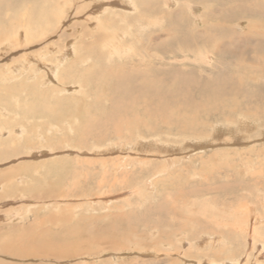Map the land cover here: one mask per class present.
<instances>
[{
	"label": "rangeland",
	"instance_id": "obj_1",
	"mask_svg": "<svg viewBox=\"0 0 264 264\" xmlns=\"http://www.w3.org/2000/svg\"><path fill=\"white\" fill-rule=\"evenodd\" d=\"M97 1L98 0H93L94 4L98 3L96 7L104 3V1ZM182 1L176 0L175 4H178L177 7ZM192 1L195 2L192 5L198 10H196L198 16L203 14L207 21L205 26L195 23L198 29H209V24H217L219 26L218 30L214 31V34L217 35L216 38L213 39L214 41L211 42V40H209L210 42H208L204 48L206 54L212 55L211 60L210 62L202 63L198 61V63H196L195 55L192 56L193 54H188L185 56L186 53L184 54V52L182 53L181 51L178 54L176 52L175 56H169L168 52H166L168 51L166 47L169 42L172 46L174 45L173 38L176 30L174 28V34L172 32L173 29L167 31L169 29V27H167V22H169V20L165 21L162 19L166 24H162L163 26H156V35H159L158 43L163 44L160 46L158 45V47L162 48H158L160 52L159 55H162V59L156 58V60L153 61L155 63L161 62L160 64H155L158 70L156 68H154V70H157L159 73V79L163 80L161 83V85H163L162 87L167 85V89L171 90L170 87H172V90H174V80L182 75H189L188 78L191 77L194 81H196L197 78L202 81H210L213 79L221 80L229 76L227 73H231L235 70L232 65L237 64L240 66L242 63L241 65L243 67L248 69L251 67L253 70L257 65V67H259V64L264 59V36L258 37V34L253 33L255 34V40L253 41V35L248 32V25L253 18L258 21L260 17H262L264 21V0H259L260 2L257 0H253V2L251 0H202L200 3L196 2V0H191V2ZM30 2L34 3L35 1L30 0ZM83 2L85 4H83ZM83 2H80L81 4H79V6L86 8H84L83 12L79 14L78 17L73 16L72 18L69 14V9H67V7L63 9L65 12L62 13L63 16H61L60 20H67L59 24L64 25L65 29H69L67 30V32H69L67 33L68 36H73L74 38L75 35V37H77L75 40L78 45L75 44L68 50L69 56L64 62H61L63 64L60 63L61 65H57L56 72L58 75L54 73L50 76L49 71L47 77V74H45L47 72L45 71H47L48 68L44 67L45 64H52L53 62H55L53 64L59 63V60H57V54H59V52L56 46H54L56 50L53 47L49 49L51 52L48 49L46 51L42 50L41 46L43 44H36L35 46L32 44L23 49L12 48L10 46L3 50L0 49V256L2 255V257H0V264H141L142 262H144V264L152 262L155 264L157 259L163 261V264H172L177 260H180L181 264H207L206 259L213 258H217L214 264H223L220 261L228 262L233 259L238 261V263L243 259L241 264H244V262L245 264H264V256L262 257L261 254L256 251H248L247 257L240 255L234 256L233 258L231 256L232 254L226 255L228 250L223 254L224 252H219L217 247H209V238L201 239V242L198 243L199 245L196 246L193 238L194 233H192V235L186 233L190 239H188L185 233H182L184 239L182 238L183 236L180 237L181 234L173 235V231L178 228V225L188 224V220L184 221L186 219L185 214H188L187 211L191 210L192 213L197 215L202 212L200 211L201 209L203 211L207 210L212 204L215 206L216 215L224 217L228 221L231 219L230 222L238 219V221L241 222L244 217L242 212H250L251 215H259V213L262 215L264 213L262 212L264 208L261 205L263 202L258 204L255 201L257 196L253 197L254 192L255 195H264V171L260 173L263 174L262 177L257 179L258 171L256 173L254 167L252 170L249 169V171L248 169L245 170L244 167V163L257 166L259 162L264 161V100L260 99L257 104H249L246 103L249 101V99H246L248 96L244 98V94H238L235 97L234 95L228 96V98L234 102L237 100L241 106L246 105L248 110H251L248 111L250 112L248 114L244 113L247 115L248 119L244 121L243 119L240 120L238 117L239 122L237 121L235 126L229 124L226 126V123H211L212 125L207 128L208 131L205 135L201 139H198L199 141H204L200 143V145L204 147L202 149L194 148L198 146L196 144L199 142L196 141L197 139L195 137H193V140L192 137H190L187 143H185V141L182 140V135H169L167 134L169 133L168 130L160 126H157V134L153 137H148L146 131L143 129L142 131H137V128L135 131L131 130L130 133L126 128V132L124 131L120 134L115 133V125H111V123H106V125L102 122L107 113V111H105V105L108 106V102H104L107 99L106 95L102 96V103L100 100L99 105L97 107V104L95 105V110L92 108L88 109L87 104L90 103V98L86 100L81 98L87 95L89 96V93L95 91V87H97L93 84H89L85 77L84 80L83 74L85 71H90L93 65L99 67L97 64L100 65V63H98L97 60L94 61L95 59L99 58L100 60L102 56H106L105 50L103 49L97 50V52L95 50L91 55L84 46L81 48L79 46V41H83L81 34L88 28L87 23H96V27L92 30V32L95 33L100 22L104 19L103 16L106 15V13L102 12L103 7L100 9L99 7L96 8L92 3L90 4L93 7L90 6L88 2L91 1L84 0ZM173 3L174 1H172L170 5V8L173 10L170 9L172 12L177 8L173 6ZM92 8H94V10ZM249 8L251 9L248 12L247 10ZM95 9L100 10L99 15H88L90 11L96 12ZM190 12V9H188V12L186 10L187 20L192 23L194 18ZM247 13L251 15L250 18ZM64 16L66 18H64ZM172 16L173 14L170 17ZM210 16L214 17L212 21ZM108 17L111 18L110 15ZM237 19L242 22L241 27L233 28L232 25H229L231 24L229 20L232 21ZM75 21H77L78 25ZM109 21L113 20L109 19ZM179 22L175 23L173 20L171 23L169 22V26L171 27L172 24L175 27L179 24L181 26V22ZM233 22L235 21H232V23ZM253 23L255 22L252 20V24ZM258 23L254 25H259ZM261 24L264 25V22ZM189 25L194 27L193 23ZM71 26H74V28ZM219 30H225L227 34L226 37L230 40V43H227L226 40V45H224L225 43L222 44L224 38H221L220 33H218ZM147 32H143L142 35L147 37ZM148 34H150V32H148ZM176 34H180V31H177ZM55 35L57 36V34ZM55 35L51 38L53 43L56 42ZM59 40L63 41V38H59ZM262 40L263 42H261ZM87 41L89 42V40L86 39V41H83L81 44H86ZM220 46L222 48H220ZM8 48H12L13 50ZM160 50H162V52ZM87 53L88 55L90 54L91 57L87 56ZM132 53L129 55L126 52L124 54L125 56L120 59V61L116 59V55H112V61L114 62L104 64L105 67L107 66L106 70H113L118 64L121 66L122 64L132 63L137 65L136 60L132 57ZM43 55L44 61L40 58V56ZM96 55L97 57H95ZM46 56L48 58H46ZM77 57L89 60L86 62L83 60V62L79 64L76 62ZM26 58L29 63L26 61ZM186 58H189L191 61V58H194L193 60H195V62L188 61ZM40 62L41 64H39ZM81 64L82 67H80ZM114 64L117 65L115 66ZM59 66L63 69L59 68ZM37 67L39 69H37ZM100 68H102V66H100ZM102 69L105 71V68ZM247 71L244 72L245 76L243 75L247 78L244 80L241 79V81L234 79L230 83L234 85L233 87L239 85L240 88H238V92H241L242 89L246 90V92L254 91L253 93L257 95L262 94L264 98V77H254V79L251 80L247 76L249 72L245 74ZM33 72L37 78L34 77L35 75ZM80 72H83L82 76H79ZM256 74L257 72L255 75ZM75 75L80 78H75L78 81H73V79L70 78ZM258 79L263 80L257 82ZM242 80L244 82L246 80V83ZM164 81L166 84H163ZM76 85L78 87H76ZM90 96L92 97V95ZM57 99L63 100V104L55 105L54 101ZM261 101L263 102L262 104H260ZM41 106H43V108L46 107L45 109L47 111L51 110V113L48 112L50 115H47L46 112H44V115H36L31 118L25 115L30 111V108L38 112L37 109ZM85 106L87 110H92L91 114L95 116L102 115L101 122L104 125L100 128V137L88 140L83 147L77 145L72 139L66 141V143L61 139L58 145L53 143L55 138L60 137L61 134L54 132L55 128H50V126L56 123H61V125H63V121H55L56 115L61 113L63 115L69 114L70 120L68 123H72L73 120L79 117V114L86 111L84 110ZM102 108L104 112L101 111ZM252 112L254 115H252ZM122 118L126 117L123 116ZM210 121H213V119L211 118ZM45 122H49L51 125L47 126L44 124ZM30 124H33L36 129H29ZM210 129L211 131L213 129V131L211 132ZM19 130L22 131L19 133ZM68 131V136H73L72 133ZM215 132L217 134H214ZM216 135L219 136L215 137ZM30 136L34 141L33 143L31 142L32 145L25 142ZM101 136L103 140H101ZM233 136L235 138H233ZM161 145L170 146L172 151L168 152L169 150L163 149ZM81 148H83V151ZM151 150L154 154H148ZM162 150L164 152H162ZM79 151L82 152L80 153ZM103 151L105 154L102 153ZM159 151H161V153H159ZM137 153L139 155H137ZM160 154L163 155L161 156ZM142 155H144V157L145 155L148 156L145 157V159H147H143ZM117 156L123 157V159H121L123 163L120 165L119 172L114 174L110 168L112 167L113 160H115ZM167 158L169 160H167ZM140 159L142 161H140ZM166 161L168 163H166ZM115 162L116 163L113 165L117 164V161ZM170 162H173L171 163L172 165ZM163 163L168 164V167L165 168L164 171L161 166H159V164L161 165ZM104 168H106L107 174L111 175V178L105 176L104 178L101 177ZM146 172H149L150 175ZM252 173L253 175H251ZM113 175H115L114 178H112ZM171 178H173V184H169L171 183ZM168 179L169 182L166 181ZM162 181H166L169 186H163L161 184ZM12 182L13 185L11 184ZM31 184H36L35 189L38 188V191L39 189H44V196L40 199V203L34 202L35 200L33 198L31 199L30 194L28 195L26 191L23 192L25 188L26 190H29V188L32 190L34 187ZM261 184L263 185L261 186ZM11 189L12 191H10ZM35 189L32 191L35 192ZM245 198L248 199V201L250 200L247 202L251 205L248 203L246 205L245 202H243ZM203 205L204 209L202 208ZM242 205L243 207H248L247 211L240 210V208H243ZM221 209L223 210L221 211ZM223 211H225V213ZM144 214H146V218L140 221ZM175 216H177V218ZM201 216H198L199 220H202ZM35 217L37 220H35ZM50 217L52 219H50ZM161 217L166 221L163 222L160 220L159 218ZM158 220L160 222H158ZM172 220L176 222L173 223ZM144 222L149 224L147 227L148 234L144 231ZM193 224L195 226V222H193ZM171 227H174L171 230V234L166 233L168 236H163L164 231L167 232ZM196 230L198 231L197 228ZM146 236H148V238ZM173 236H177L176 242H174L176 238L174 239ZM157 237H159L161 241L158 243V247L153 243L154 239ZM28 239H30V242ZM166 242L170 244H165ZM187 242H190L191 246L187 244ZM164 245L166 247L168 246V250ZM193 247L197 249L194 250ZM159 248L160 251L157 252L159 253L157 254L156 249L159 250ZM225 249L227 248L225 247ZM3 250L4 252L10 250L9 252H12L14 255L4 253ZM41 250H43V252ZM216 250L217 253H215ZM60 251H66L70 256H74L71 258L72 261L57 260L58 263H54L52 261L54 260L56 262V260L53 259L52 261L50 260L51 262L48 261V263H45L40 257L35 258L31 256L33 253H46L47 255V253L56 254L60 253ZM165 252L170 254L169 257L167 256L168 258L162 257ZM181 252H189L187 258L184 257L183 260L177 258L176 254ZM21 254H26L25 256L27 257H23ZM117 254L119 258L112 257V255L116 256ZM11 255L16 256L11 257ZM225 257L233 259L228 258V260H223ZM68 258L61 257L63 260H67ZM112 260L115 261L113 262ZM177 262L179 263V261Z\"/></svg>",
	"mask_w": 264,
	"mask_h": 264
},
{
	"label": "bare ground",
	"instance_id": "obj_2",
	"mask_svg": "<svg viewBox=\"0 0 264 264\" xmlns=\"http://www.w3.org/2000/svg\"><path fill=\"white\" fill-rule=\"evenodd\" d=\"M32 1H35V2L31 3L30 0H0V49L3 50L9 46L12 48H22L23 49L24 47L30 46L32 44H34V46L36 44H38V45L43 44L41 46V49L46 51L47 49L49 50L51 47L54 48V46H56V48H58L59 54H57L56 52L55 53L57 54V57H58L57 60H59L58 61L59 63L53 64V63H55V62H53L52 64L50 63V64H45V66L43 65L44 67L48 68V70L45 71V72H47L45 74H47L46 76L48 77L49 71H50V74H49L50 76L53 75L54 73L57 74V72H56L57 65L60 64L61 62H64L68 58V56H69L68 50H70L76 44L75 39L77 37H75V35L73 33L72 34L74 35V38H73V36L72 37L68 36L67 33H69V32H67V30H69V29L68 28L65 29L64 25L59 24L62 21L64 22L65 20H67V19H65V20L61 19L60 20L61 16H63L62 13L65 12V10H63V9L65 7H67V9H69L68 11H69L70 16L73 18V16L78 17L79 14H81L83 12L84 8H86V7L79 6V4H81L80 2H83L84 0H63V1L61 0V2H60V0H32ZM86 1H91V2H88V4L92 3L94 7H96L98 4V3L94 4L93 0H86ZM100 1H104V3H102L98 6L99 9L103 7L102 12H104V13H106V15L107 14L108 15H107V17H106V15L103 16L104 19L100 22L99 27L95 33H93L92 30H94V27H96L95 26L96 23L95 24H94V22L93 23L92 22L87 23L88 28L86 30H84L81 35H82L83 41H86V39H88L89 42L87 41L86 44H81V43H83V41H81V42L79 41V46H80V48L84 46V48L91 55L95 50L97 52V50L103 49V50H105L106 56H104V57L102 56V58L100 60H99V58L95 59L94 61L97 60V62L100 63V65L97 64L99 67H96V65H93V66H91L92 68L90 71H87V72L85 71V73L83 74V79L85 77L88 80L89 84H93L94 86H97V87H95V91H92V92L90 91L91 93H89V94L92 95V97L90 95L89 96L87 95V96H84L81 98H83L84 100L90 98V103L87 104L88 109L92 108L95 110V108L99 105L100 100H101V103L103 102L102 96L106 95L107 99L105 97L106 101H104V102H108V106L105 105V107H106L105 111H107V113H106V116L104 115L105 118H104V120H102V122L104 124L111 123V125L112 124L115 125L116 126V129L114 131L115 133L120 134V133L125 131V128L130 133L131 130L135 131L137 128V131H142V129H143L144 131H146L148 137H153V136H156V134H157V132H156L157 126H160V127H165L168 130L169 133H167V134H169V135L170 134L182 135L181 136L182 140H184L185 143H187V141L190 137H192V140H193V137H195L197 139L196 141H199L198 139H201L205 135V133L208 131L207 128L211 127L210 126V125H212L211 123H215V124L216 123H219V124L220 123H224V124L226 123V126H228L227 124L235 126L236 122L238 121V117L240 118V120L243 119L244 121H247V119H248L247 115L244 113L248 114V113H250L248 111H251V110H248L246 105L241 106L239 101H237V100H235V102H234L233 100L228 98V96L234 95V97H235L238 94L239 95L244 94L243 95L244 98H245V96H248L246 99L247 100L249 99V101L246 103H249V104H255V103L257 104L260 101V99L264 100V98L262 97L263 96L262 94L257 95L256 93H253L254 91L253 92H249V91L246 92V90H243V89L241 90V92H238V88H240L239 85L237 87H233L234 85H232V83H230L234 79L241 81V79L244 80L245 78H247V77H244L245 76L244 72L247 70L248 71L245 74H247L249 72V74H247V76L251 80L254 79V77L255 78L264 77V59L263 60L261 59L262 62L259 64V67H257L258 66L257 65L254 68V70L251 69V67H249L250 69L243 67L241 65L242 63L240 64V66H238L235 63L236 65H232L235 70L232 71L231 73H227V74H229V76H226L225 78H223L221 80L213 79L210 81H202L200 79L198 80V78L196 80V78H195L196 81H194V80H192L191 77L188 78L189 75L188 76L182 75V76H179L178 78H176L174 80V84H173V86H175L174 90H172V87H170L171 90L167 89V85L162 87L163 85H161V83L163 82V80L159 79L160 78V77H158L159 73L157 72L158 68L155 67L159 62L155 63L153 61L156 60V58L160 59L162 56V55H159L160 52H159L158 48L160 49L161 47H158V45L160 46L163 44L158 43V40H159L158 36L159 35H156V33H157L156 26L157 25L163 26L162 24H166L163 22V20H165V21L169 20L170 23L173 20L175 21V23H177L179 21L181 22V26L179 24L176 27L173 24L170 27L169 26L170 23L167 22L168 23L167 27H169V29L167 31L172 30V29L174 30V28H175L176 32L180 31V34H176L175 30L174 31L172 30L173 34L175 32V36L173 38L174 45L172 46V44L170 42L169 43L167 42L168 43L167 47L165 46L166 50H168L166 52H168L169 56L170 55L175 56L176 52L178 54L181 51L182 53L184 52V54L186 53L185 56H187L188 54H190V55L193 54L192 56L195 55V60L197 61L196 63H198V61L205 63V62H210V60H211L212 55L206 54L204 52V48H205L206 44H208V42H210L209 40H211V42L214 41L213 39H215L217 36L216 34H214V31L218 30L219 26L217 24H215V25L209 24V27H210L209 29L208 28H205V29L202 28V30L198 29V26L195 25V23L203 24L205 26L207 24V21L205 20L206 18H204L203 14L202 15L200 14V16H198V14H197L198 12H196V10H197L196 7H194L192 5L195 2H193V1L191 2V0H183V1L181 0L182 3L179 4V6L177 7L178 4L177 5L175 4L176 0H100ZM172 1H174L173 6L177 7V8H175L176 10H174V12H172L173 10L170 8ZM251 1L253 2V0H251ZM257 1H259V0H257ZM97 2H99V0ZM196 2L200 3V2H202V0H196ZM83 4H85V3L83 2ZM90 6H92V5L90 4ZM98 7H96V8H98ZM90 9H91V7H90ZM92 9L94 10V8H92ZM99 9H95L96 12L90 11L88 13V15H97V14L99 15V12H100ZM188 9L191 10L190 13L193 15L194 19L192 20V23H193L194 27L189 25L192 23H190L187 20L186 10L188 12ZM240 9H241V7H240ZM250 9L251 8H249L247 11L249 12ZM261 9H263V8H261ZM231 10H233V9H231ZM172 14H173V16L170 17ZM227 14H229V13H227ZM109 15L111 16V18L108 17ZM84 16H86V15H84ZM212 16H210L211 21L214 18ZM250 16L251 15H249L248 17L250 18ZM64 18H66V17L64 16ZM87 18H88V16H87ZM207 18H208V15H207ZM234 18H235V16H234ZM109 19H112L113 21H109ZM238 20L239 19L232 20V21H235L233 23H232V21L229 20V22L231 23L229 25H232L233 28L234 27H238V28L241 27L242 22H240ZM252 20L255 23L260 22V23H258L259 25H254L255 23L252 24ZM263 22L264 21H263L262 17H260V20H258V21H256L255 18L250 20V23L248 25V32H249V34L253 35V38L255 36V34H253V33L258 34V37L264 36V25L261 24ZM75 23L77 24V21H75ZM66 26H68V25H66ZM72 28H74V26ZM147 31L150 32V34H148ZM73 32H74V30H73ZM143 32H147V37H144V35H142ZM218 33H220L221 38H224V42L222 44H224L226 40H227V43H230V40H228L226 37L227 34H226L225 30H223V31L219 30ZM55 34H57V36ZM54 35L56 36L55 37V39H56L55 43H53V40L51 41V38ZM59 38H63V41H60ZM254 40H255V38L253 39V41ZM261 42H263V40ZM76 45H78V44H76ZM224 45H226V43ZM162 47H164V46H162ZM12 48H8V49H12ZM84 48H83V51H84ZM220 48H222V47L220 46ZM160 51L162 52V50H160ZM126 52L129 55H130V53L133 52L132 53L133 55L132 54L131 55H132V57H134L133 59L136 60L137 65H134L132 62H131L132 64H122V66L119 64L118 65L116 64L117 65L116 66L114 64L116 66L115 69L106 70L107 66L105 67L104 64H110L111 62H114V61H112V55H114V56L116 55L117 56L116 59H119V61H120V59H122L125 56L124 54ZM40 53H41V51H40ZM90 54L88 55V53H87V56L91 57ZM44 55L40 56V58L43 61H44V59H43ZM95 57H97V55ZM126 57H128V56H126ZM46 58H48V57L46 56ZM93 58H94V56H93ZM191 59H192V61L195 62V60H193L194 58H191ZM74 60H76V59H74ZM83 60L86 62L89 59L85 60V59L77 57L76 62L80 64L81 62H83ZM187 60L191 61L189 58ZM26 61L29 63L27 58H26ZM129 61H130V58H129ZM22 62H23V60H22ZM35 63H36V61H35ZM39 64H41V62ZM61 64H63V63H61ZM22 65H23V63H22ZM163 65H165V64H163ZM34 66H35V64H34ZM87 66H86V68H87ZM100 66H102V68H105V71L102 68H100ZM253 66H255V65H253ZM80 67H82V64ZM157 67H159V66H157ZM59 68H61V67L59 66ZM154 68H156L157 70L155 71ZM37 69H39V68L37 67ZM61 69H63V68H61ZM66 71H68V70H66ZM256 72H257V74L255 75ZM43 73H44V71H43ZM82 73L80 72L79 76H82ZM87 73H89V74H87ZM33 74H34V72H33ZM181 74H184V73H181ZM252 74H253V77H252ZM61 76H64V75H61ZM34 77H36V75ZM47 77H46V79H47ZM61 78H63V77H61ZM70 78H72L73 81L80 79L76 75L72 76ZM75 78H77V79H75ZM99 78H102V79H99ZM61 80H63V79H61ZM261 80H263V79H261ZM261 80L258 79L257 82H259ZM254 81H256V80H254ZM167 82L170 83L169 81H167ZM55 83H56V81H55ZM244 83H246V80ZM83 84H86V83H83ZM163 84H166L165 81ZM240 85H242V84H240ZM60 86H62V85H60ZM56 87H57V84H56ZM76 87H78V86L76 85ZM79 87H80V85H79ZM250 90H251V88H250ZM87 92H88V90H87ZM93 92H94V94H93ZM228 99H230L231 101ZM82 100H81V102H82ZM253 100H254V102H253ZM54 103H55V105H62L63 100L57 99L54 101ZM262 103L263 102L261 101L260 104H262ZM40 105H42V104H40ZM95 105H96V107H95ZM45 108H43V106H41L40 108L37 109L38 112H35L34 109L30 108V111L25 115L29 116V118L34 117L36 115H44V112H46L47 115H50L48 112H50L51 110L47 111ZM84 110H86V111L79 114V117H77L76 120H73L72 123H68L70 120V115L69 114L63 115L62 113L56 115L55 121L56 122L63 121V123H62L63 125H61V123L59 124V123L55 122L56 126L55 125L50 126L51 124L49 122L44 123L45 125L50 126V128L54 127L55 128L54 132H58L61 134L60 137L55 138V140L53 139L54 140L53 143H56V145H58V144H60L61 139H63L65 143H66V141H69L70 139H72V141L76 142L77 145H79L80 147H83L86 145V142L88 140L100 137V133H99L101 130L100 128L104 125L101 122V116L102 115L101 116H98V115L95 116V115L91 114L92 110H87L86 106H85ZM101 111L104 112L103 108ZM96 112H97V110H96ZM253 112H254V110H253ZM252 115H254V113ZM123 116L126 118H122ZM211 118L213 119V121H210ZM133 119H135V120H133ZM51 122H53V121H51ZM213 127H214V125H213ZM29 129L35 130L36 127H34L33 124L32 125L30 124ZM104 130H105V128H104ZM20 131H22V130H19V133H20ZM67 131L69 133H72L73 136H71V137L68 136ZM210 131H211V129H210ZM212 131H213V129H212ZM232 131H235V130H232ZM118 134H116V135H118ZM214 134H217V133L215 132ZM19 135H21V134H19ZM102 136H101V140H103ZM217 136H219V135H216L215 137H217ZM220 136H221V134H220ZM213 138H214V136H213ZM233 138H235V137L233 136ZM236 139H238V138H236ZM25 142H27L29 145H32L31 142L33 143L34 141H33L32 137L30 136L29 138L26 139ZM203 142L204 141H199L198 144H196L198 146H196L194 148L195 149L204 148L202 145H200V143H203ZM182 143H184V142H182ZM161 146L163 147V149H168L169 150V151L167 150L168 152L172 151L170 146H167V145H161ZM110 149L113 150L112 148H110ZM41 150H43V149H41ZM81 150L83 151V148H81ZM82 151H79V152L81 153ZM162 152H164V151L162 150ZM49 153H50V151H49ZM102 153H104V151ZM159 153H161V151H159ZM84 154H86V153H84ZM148 154H154V153H152V150H151L150 152H148ZM137 155H139V154L137 153ZM142 156H143V159H145V157H148L146 155H145V157H144V155H142ZM121 159H123V157L117 156L116 159L113 160V164L116 163L115 161H117V164L116 165L112 164V167L110 168L111 171L114 172V174H117L119 172V169L121 167L120 165H122V163H123ZM167 160H169V159L167 158ZM140 161H142V160L140 159ZM166 163H168V162L166 161ZM166 163H163L161 165L159 164V166H161L163 171L165 168L168 167V164H166ZM171 163H173V162H170V164ZM244 167H245V170L248 169V171H249V169L252 170V168L254 167V169H255L254 171H256V173L258 171L257 179H259L263 175L260 173L264 171V161L259 162V164L257 166L254 164L248 165V164L244 163ZM125 169H126V167H125ZM107 173L108 172H107L106 168H104V171H103L101 177L104 178V176H105V177L111 178V175L107 174ZM253 173L251 175H253ZM149 175H150V173H149ZM114 177H115V175H113L112 178H114ZM168 177H169V175H168ZM174 178H175V176H174ZM172 179L173 178H171V183H169V184H173ZM166 181L169 182V179ZM166 181L165 182L162 181V183H161L165 187L168 185L166 183ZM11 184L13 185V182ZM263 184H264V182H263ZM263 184H261V186ZM31 185H33V184H31ZM20 186H21V184H20ZM172 186H174V185H172ZM23 187H24V185H23ZM25 187H27V186H25ZM33 187L34 188L32 190H34L36 188V184L33 185ZM19 189H21V188H19ZM37 189H35L36 191L33 192L31 190V188H29V190H26V188H25V189H23L24 190L23 192L26 191L28 193V195L30 194L31 199L33 198L35 200L34 202L40 203V199L42 198V196H44L43 195L44 189L43 188H42L43 190L39 189V191ZM10 191H12V189ZM251 195H252V193H251ZM251 195H250V197H251ZM255 196H257L255 198V201L258 204H261L263 202L261 205L264 208V195L263 196L259 195V194L255 195V192H254L253 197H255ZM247 201H248V199L245 198L243 202H245V204L247 205V203L250 200L248 202ZM248 204L251 205L250 203H248ZM207 205H209V204H207ZM203 207H204V205L202 206V208ZM242 207H243V205H242ZM258 207H260V206H258ZM247 208L248 207L244 206L243 208H240V210H242V211L246 210L247 211ZM263 208H261V209H263ZM222 210L223 209H221V211ZM200 211H202V212L198 213L197 215L195 213H192L191 210L187 211L188 214H185L186 219L184 221L188 220V224L178 225V228L173 231V235L181 234L180 237L183 236L182 238L184 239V235H182V233H185L186 236H187V234L192 235V233H194L193 238L195 240L194 242H195L196 246L199 245L198 243L201 242V239L209 238V244L207 243L209 247H214V248L217 247L219 252H222V253L224 252L223 254H225L226 253L225 251L228 250L226 255L232 254L231 256L233 258H234V256H240V255H244V257H247L248 251H250V250L260 253L262 257L264 256V213L262 215H260V213H259V215L258 214L251 215L250 212H248V213L242 212V214L244 215V217H243L244 221L242 220L241 222H239L238 221L239 219L237 217L236 218L234 217L235 219H238V220H232L233 222H230L231 219H229L230 221H228L224 217L216 215L214 204H212L209 207V209L204 210V211L201 209ZM217 211H219V210H217ZM223 212L225 213V211H223ZM262 212H264V211H262ZM146 214H144L142 216L140 221L144 220L146 218V216H145ZM167 214H169V213H167ZM198 216H201L202 220H199ZM175 217L177 218V216H175ZM180 218H181V216H180ZM50 219H52V218L50 217ZM159 219L162 220L163 222L166 221L163 217H161ZM35 220H37V218ZM168 221H170V220H168ZM172 221H173V223L176 222L174 220H172ZM158 222H160V221L158 220ZM193 222H195V226L198 229V231L196 230ZM152 223H153V221H152ZM179 223H180V221H179ZM143 224H144L143 226L145 227L144 231L146 234H148L147 227L149 224L147 222H144ZM172 225H174V224H172ZM173 228L174 227L169 228V230L167 232L164 231L163 236L164 235L168 236V234H166V233L171 234V230ZM142 233H144V232H142ZM146 237L148 238V236H146ZM176 237H174V239ZM187 237H188V239H190L189 236H187ZM200 237H202V238H200ZM182 238H180V239H182ZM28 240L30 242V239H28ZM176 241H177V238L174 242H176ZM192 241H193V239H192ZM152 242H153V240H152ZM152 242H150V243H152ZM160 242H161L160 238L157 237L154 239L153 243H154V245H156L158 247L159 246L158 243H160ZM161 244H163V243H161ZM165 244L169 245L170 243L166 242ZM187 244H190V242H187ZM190 246H191V244H190ZM8 247H10V246H8ZM167 247H166V249L168 250ZM225 247L227 249H225ZM232 248H236V249H232ZM193 249H194V247H193ZM195 249H197V248H195ZM4 250H3V252H4ZM9 251H5L4 253H9V254L14 255L12 252L10 253ZM41 251L43 252V250H41ZM159 251H160V248H159V250L156 249V253ZM236 252H238V253H236ZM188 253L189 252H183V253L181 252V253H177L176 256H177V258H179V259L181 258L183 260L184 257L187 258ZM215 253H217V250ZM157 254H159V253H157ZM12 255H11V257L16 256V255L15 256H12ZM21 255H23V254H21ZM25 255L26 254H24L23 257H27ZM163 255L164 256H162V257H164V258H168L170 256V254H167L166 252ZM28 256H30V255H28ZM31 256H33L35 258L40 257L42 259V261H45V263H48V261L51 262L53 259L56 260V262L54 260L52 261L54 263H58L57 260L69 261V260H71L72 257H74V256H70L66 251H64V252L60 251V253H56V254H48L47 253V255H46V253H44V254H42V253L34 254L33 253ZM118 256H119L118 254L116 256L112 255V257H118ZM0 257H2V255ZM61 257H67V258L69 257V258L67 260H63V259H61ZM214 257H216V256H214ZM21 258H22V256H21ZM35 258H34V260H35ZM120 258H123V257H120ZM228 258L233 259L230 257H225V258H223V260H228ZM215 259H217V258H215ZM215 259L214 258L213 259H206L207 264H209V263L214 264V262L217 261ZM10 260H12V259H10ZM174 260H176V259H174ZM177 261H179V263ZM177 261H175V263L181 264L180 260H177ZM242 261H243V259H242ZM242 261H240L238 263V261L233 259V260L228 261V262H225V261H220V262H222L223 264H241ZM186 262H188V261H186ZM189 262H191V261H189ZM159 263L163 264V261H160V259H157L155 264H159ZM175 263H172V264H175ZM5 264H7V263H5ZM141 264H144V262H142ZM148 264H154V263L152 262V263H148ZM244 264H245V262H244Z\"/></svg>",
	"mask_w": 264,
	"mask_h": 264
}]
</instances>
